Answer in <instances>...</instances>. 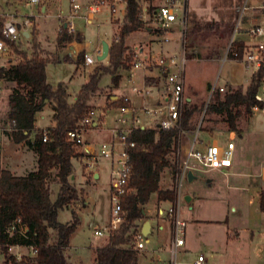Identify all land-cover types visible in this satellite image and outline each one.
<instances>
[{
  "label": "rangeland",
  "instance_id": "1",
  "mask_svg": "<svg viewBox=\"0 0 264 264\" xmlns=\"http://www.w3.org/2000/svg\"><path fill=\"white\" fill-rule=\"evenodd\" d=\"M7 0H0V10L6 9ZM162 0H154V4L161 3ZM264 0H189V6L186 8L187 26L184 37V45L186 49L185 61V76H184V94L190 97L191 101L198 105H206L211 99L212 91L223 85L225 91L228 85H243L245 86L250 81V76L255 69L254 65L246 64L230 57H224L223 53L228 51L229 35L232 36L233 29L236 23L240 26L244 22L245 15L254 11V5L260 4ZM16 7V8H15ZM124 3L117 4V10L113 13L119 18L124 16ZM16 13L18 17L30 15L34 20L32 29L29 31L31 36H20L15 42L21 48L31 52L33 40L37 41L39 46V28L35 27V22L45 25L47 30L45 34L54 37V22L58 17V12L67 14L69 10V0H51L47 15L43 18L38 17L37 4H27L25 0L20 3L12 4L8 7V11ZM264 11V10H263ZM112 11L110 5L106 2L100 5L99 10L94 14L91 21H86L83 16H75L73 22L75 29L72 34H78L80 31L83 34V41L85 42L86 50L92 53L96 62L108 64V53L103 59H97L101 52L102 41H109L110 46L113 39L117 37V31L113 34L110 25V16ZM6 13H0V17L5 18ZM192 18L201 21L212 20H227L233 21V26L230 32L225 30L222 24H214L213 27L208 29L200 28L196 31H190L192 22L188 21ZM260 22L264 26V13L260 16ZM145 27L149 28V32L155 34L159 31V35L151 40L152 49L155 53L160 54H176L181 48L182 38L180 36L179 25L171 27L167 30L160 28L153 21H149L144 28L131 32L125 39L127 45L126 50V64L127 67L122 69H131L133 62L141 60L145 66L146 62L151 60V56H143L144 52L149 50L146 47L147 42L143 39L137 38L148 33ZM62 26L58 22L57 34L62 31ZM78 30V31H77ZM238 32H234L232 39L237 36ZM165 35L166 39L163 36ZM154 36V35H153ZM29 37V38H28ZM161 38V39H160ZM50 44H45L48 47ZM49 48V47H48ZM7 49L10 51L11 59L18 60V55L10 50L7 44ZM141 49V50H140ZM42 51V49H40ZM109 50V47H108ZM145 50V51H144ZM43 52V51H42ZM85 51H80V56L84 55ZM52 58L55 53L52 52ZM106 58V59H105ZM158 58V56H156ZM7 62L8 59L0 56V62ZM92 64L80 65L76 69V65L72 60L61 59L58 61L49 60L46 64L45 71L47 80L51 83L53 88H56L59 81H64L67 84V89L71 96L80 88L82 83L88 78V71L92 68ZM94 67V66H93ZM143 66L135 68L132 74V79L127 83L130 89L133 86L140 85V72ZM164 74V73H163ZM102 87L96 91L90 99V107L96 108V119L102 112V109L111 105V100H115L114 84L111 81L109 74L103 75L100 80ZM210 83V87L209 86ZM9 83L5 80H0V151L3 144L2 127L9 126L5 107L8 95ZM259 90L264 93V79L261 82ZM123 91V90H122ZM124 93V92H122ZM141 94V93H138ZM126 95V93H125ZM129 97V94L127 95ZM121 104L125 101L124 96ZM131 99V96L129 97ZM136 104L141 103V98L132 97ZM131 99V100H132ZM98 104V105H97ZM104 104V105H103ZM52 110L49 104L43 106L41 110L36 113L35 124L40 129L52 123L51 118ZM119 111L116 104H112L108 110L103 112V118L99 120L98 127L85 125L86 132L83 134L86 142L93 144L97 147L102 141H108L109 129L111 127H118L127 124V121L118 119ZM249 115L243 114L238 118L239 131H235L234 139L238 141L239 147L242 149L243 154L248 153L252 148L253 153L261 154L264 156V109L255 111L250 117L249 121L246 119ZM194 129L199 126L200 129L205 131H215L220 134L222 131L228 130V124L223 120L222 115L218 113H208L205 109L198 110L193 119ZM84 130V131H85ZM198 135L203 137L204 140H211V136L203 134L199 130ZM79 150L81 145L78 146ZM102 159V160H101ZM93 167H88L86 158L83 156L73 158L74 174L72 177L73 183L77 188L82 189V198L89 196L90 203L82 207L79 211V223L70 234L69 242L72 246L71 252L81 256L85 264L91 263V249L92 244L101 243L107 233L94 234L93 230L97 226H105L107 228L111 217V200H110V164L106 158H101ZM30 163L29 157L26 159V164ZM99 171L100 175L95 178L93 172ZM196 177L189 181L184 177L181 184V195L179 197V215L186 220L185 231V244L176 253L175 264H192L198 252L205 255V264H212L210 257V247H212L214 254L225 244L224 236L226 226L228 224L236 223L238 226L243 227L246 220L250 218L252 222L259 220V211L256 209V202L248 204L247 196L248 191L241 188L233 187V177L228 174L211 171H194ZM208 178H211L208 180ZM52 189V198L55 197L59 184L55 180V174L49 180ZM244 183V182H242ZM173 188V185H172ZM83 194H85L83 196ZM88 194V195H87ZM185 194L192 195L191 200H186ZM82 200L74 201L78 204ZM73 202V203H74ZM168 203L162 204L161 207L166 209ZM165 218L166 215L162 214ZM72 217L71 205L59 208L57 218L60 221H67ZM168 219V218H167ZM216 220V221H215ZM165 223L167 222L164 219ZM104 228V230H106ZM108 230V229H107ZM103 235V236H102ZM171 233L168 232L167 224L165 228L160 231L159 235L155 232L149 233L147 236L143 235L142 239L144 247L140 248L138 253L137 264H170L171 254L167 250L166 242ZM148 238V240H146ZM249 232L245 229L241 232L240 241L228 244L237 248L240 247L246 253V256L238 255L235 257L247 259L248 262L225 261V264H264V238L257 237L251 242L248 240ZM163 245L161 250L158 246ZM221 246V247H220ZM155 248V250H153ZM10 252L20 251L22 254L30 252L26 246L13 247ZM0 256L4 257L0 249ZM217 255V254H216ZM234 257V256H233ZM215 261V259H213ZM76 263V262H75ZM74 263V264H75ZM215 264V262H213Z\"/></svg>",
  "mask_w": 264,
  "mask_h": 264
},
{
  "label": "trees",
  "instance_id": "2",
  "mask_svg": "<svg viewBox=\"0 0 264 264\" xmlns=\"http://www.w3.org/2000/svg\"><path fill=\"white\" fill-rule=\"evenodd\" d=\"M149 11H153L154 5ZM142 0H125V13L118 27L117 37L111 42L108 50V64L97 63L86 82L76 92L75 99L69 100V94L63 82L53 88L47 80L45 67L49 60H71L69 55L62 58L49 57L39 49L37 41L33 40L31 52L20 47L14 40L4 37L1 26L4 18L0 17V36L10 46V50L18 55V60L8 66H0V78L12 81V90L8 95L7 118L11 124V135L14 141L25 142L37 154V167L25 174H14L9 169L0 168V249L4 254L1 264H73L66 253L69 237L79 223V215L72 209V217L67 221L57 218L59 208L69 206L72 202L82 200V189L77 188L72 181L74 173L73 158L86 155L79 150L67 131L76 126L78 120L90 109V99L100 89L103 75L109 74L114 85L118 84L121 67L126 64V37L133 31L144 27L140 17ZM217 24L215 21L195 22L190 31L200 28L208 29ZM233 22L225 25V30L231 31ZM73 39L80 40L79 34L67 33L63 27L57 36V43L62 44ZM243 43H233V49L242 52ZM232 50L228 55H232ZM82 61L78 54L76 62ZM264 78V62L255 69L250 81L243 85H228L225 91L215 88L211 99L206 105H198L186 99L179 120L181 128H194L192 121L198 110L205 109L208 113H218L228 124V130L239 131L238 118L243 114L251 115L252 106L258 104L264 107V102L255 98ZM210 87V83L209 86ZM46 103L52 105L53 125L47 126L49 135L42 139L39 129L29 139L34 129L35 114ZM123 103L127 104V101ZM26 131V132H25ZM177 126L164 127L160 124L154 127H132L127 135L128 141L135 145L128 148L130 171L121 195V209L124 220L118 227L109 230L105 244L95 249L93 264H137L138 248L134 246L133 233L139 227V222L145 215L144 203L153 192L158 198L174 200V189L159 188L160 171L165 166L176 167L168 154L177 140ZM55 174L59 184L58 191L52 198L50 178ZM259 209L264 211V188L260 189ZM16 216H20L27 226L26 235L8 234L4 226ZM32 246L35 251L16 257L9 251L10 244Z\"/></svg>",
  "mask_w": 264,
  "mask_h": 264
},
{
  "label": "built area",
  "instance_id": "3",
  "mask_svg": "<svg viewBox=\"0 0 264 264\" xmlns=\"http://www.w3.org/2000/svg\"><path fill=\"white\" fill-rule=\"evenodd\" d=\"M42 0H25L27 4H40ZM186 1L187 0H162L159 4H154L153 11H149L151 3L149 0H142L140 17L145 25L149 21H153L158 27L165 30L174 27V24L179 25L180 36L182 38L181 48L178 53L166 55L160 54L157 58V64L161 66L164 71L166 80V99L164 104L158 108V110L164 111V117L159 121V124L164 127L177 126L179 129V135L188 131L181 128L179 120L181 116V110L186 100L184 94V76H185V61H186V49L184 45V37L187 26L186 15ZM110 5L112 12L117 10L118 3H125V0H69V10L67 14L58 12L59 24L64 27L68 32H72L75 29L73 18L75 16H83L86 21H91L94 14L99 10L100 5L104 3ZM259 6L264 7V3ZM34 20L30 15H24L21 18L16 13L6 12V16L1 26V33L4 37L16 41L20 36L24 35V32H28L32 29ZM238 23V22H237ZM236 23L234 32H240L241 30L248 36V41L243 44L242 52L239 53L237 49H233L232 39L229 42L228 51L232 50L234 58L240 59L249 65H254L257 69L262 62H264V26L261 24H251L248 26L238 25ZM118 38V37H116ZM7 43L3 37L0 36V54L7 51ZM84 62L91 64L95 61L92 53L85 52L83 55ZM145 66L141 60L133 62V66ZM254 69V70H255ZM220 90H223L222 85L218 86ZM127 100L126 97H124ZM255 98L258 101L264 102V93L258 90L255 93ZM144 111L153 113L156 109L144 106ZM264 109L258 104L252 106V109ZM119 116L118 119L126 121L131 119L133 124L127 128H113L111 133L115 134L121 144L120 148L115 147L113 141H102L97 147L86 142L83 138V132L85 125H91L94 115V110L90 108L83 116L78 120L75 127L69 129L67 134L70 139L74 140L77 144L81 145V149L86 152V164L88 167H93L101 158H108L110 160V200H111V217L106 230L101 228H95V234H109V230L116 228L124 220L121 209V195L125 190V183L127 181L130 162L128 148L135 145L134 141H128L127 135L132 127H136L138 116L135 115L134 108L121 104L118 106ZM127 112L131 115L128 118ZM42 139L46 140L49 135V130L44 127L41 130ZM178 135V136H179ZM191 141L185 150L184 158L179 162L178 166L173 172V188L175 191L174 200L168 201L166 209L163 207L157 208V214H165L170 222V242L169 251L171 254V264H175L176 253L178 248L184 244L185 241V219L179 215V197L181 195V184L187 172L191 170L207 171L213 168L223 169L231 165L232 157L234 154V141L232 139L227 140L225 143L214 142H199L196 132H191ZM91 145V146H90ZM108 229V230H107ZM4 231L8 234H17L18 236H27V226L22 222L20 216H16L4 226ZM142 232L138 228L133 233L134 246L141 248L144 244L142 239ZM24 246L22 244H10L8 249L13 247ZM31 252L35 249L30 246ZM16 257H21L23 254L20 251L13 252ZM203 255L199 254L193 264H201Z\"/></svg>",
  "mask_w": 264,
  "mask_h": 264
},
{
  "label": "crops",
  "instance_id": "4",
  "mask_svg": "<svg viewBox=\"0 0 264 264\" xmlns=\"http://www.w3.org/2000/svg\"><path fill=\"white\" fill-rule=\"evenodd\" d=\"M21 1L22 0H7L6 2H7V6L10 7L12 4H14L16 6V4L20 3ZM50 1L51 0H42L40 4H37L38 17L40 16V18H43L44 15H47ZM188 3H189V0L186 1V8H188V6H189ZM263 3L264 2H262L260 4H263ZM260 4L254 5L252 8H254L255 10L250 12L249 14L245 15V17L243 19L244 23L242 24V26H248L251 24H261L260 16L262 13H264V11H263L264 7L259 6ZM124 6H125V3H124ZM8 7L6 9L4 8V9L0 10V13L10 12V10L8 11ZM123 12L125 13V7H124ZM113 13L114 12H112V14L110 16V25H111V28H112V31L114 34L115 31L118 30L119 25L122 23L123 18H119L118 16L114 15ZM188 21L192 22V25L197 21L203 22V21L196 19V18H192L191 20L188 19ZM212 21H215V22H217V24H222L224 26L228 22H233L230 20L229 21H227V20H212ZM58 22H59V19L57 17L56 21L54 22V32H55L54 37L49 36L48 34H45L46 33L45 31L47 30V28H45V25L41 24L39 22V20L37 21V23L35 22V27L39 28V49H42L43 54L46 56H49V57H52V55H51L52 52L55 53V57H59V58H62L66 54L69 55L71 57V60L75 63L76 69L80 65L84 66L85 64H88V63L84 62V58H82L81 62H79V63L76 62V58H77L80 51L88 52L86 50V47H85V42L83 41V34L77 30L79 32L78 34L80 36V40L73 39L71 41H67L65 43L58 44L57 43V36L59 34V33L57 34ZM204 22H206V21H204ZM175 26H176V24H174V27ZM141 28H144V27H140L137 30H140ZM145 29L147 31L149 30V28H147V27H145ZM159 34H160L159 31L156 32L155 34L148 31L147 34H145L141 37H137V38L143 39L147 42L146 47L149 50V53L144 52L143 56H149V55L151 56V60L150 61L148 60L146 62L147 66H143V69L141 70V72L139 74L140 80H141L140 85H138V87L133 86L132 89H130L129 87L126 86L127 83L129 81H131L132 74H133V71L135 70V68H138L141 65L137 66V67L132 66L131 69H128V70L122 69L120 71L121 75H120V78L118 80V84L114 85V91H115L114 93H116V94L111 95V97H116L115 100H111L112 101L111 105L116 104L117 106H119V103H121L123 101V99L120 98V96H122V97L124 96L127 98V100H125V101H127L126 105L134 108L135 115L138 116V118H139V121H137L136 123L138 126H141V127H154L155 125L159 124V121L165 115L163 110H161V111L158 110V108L164 104L165 99H166V95H167L166 80H165V76L163 74L164 71L161 68V66H159L157 64V58H156V56H159L162 53L157 55V53H155L153 51L152 45H151V40L155 39L156 38L155 36H158ZM230 34H231V31H230ZM233 35L234 34L232 32V36ZM24 36H26V38H27V36L30 37L31 36L30 31L24 32ZM232 36L229 35V39H228L229 42L232 40ZM163 37L164 38H162V39L165 40L166 39L165 35ZM109 41H106V42L108 43ZM237 41H240L244 44V42L246 43L248 41V36L241 30L240 32H238L237 36L234 38V42H237ZM45 44H47V45L50 44L48 46L49 48L46 47ZM97 51L99 54V47H97ZM223 54H224L223 59L225 57H230V58L241 61L240 59L229 56L227 50H226V53H223ZM0 56L8 59V61L5 63H3L1 61L0 66L1 65L8 66L11 63L17 62V61H13L10 58L11 55H10L9 49L7 51H5V53L0 54ZM97 63H99V62H96V63H95V61L93 62L94 65H92V68L88 71V78H89V74L91 73V71L94 68L93 66H95ZM88 78H87V80H88ZM250 78H251V76H250ZM263 79H262V81H263ZM0 80H4V79L0 78ZM5 81H7V80H5ZM86 81H84V82H86ZM7 82L9 83V85H8V90H9L8 95H9V93L12 90L13 82L12 81H7ZM61 82H63L65 87H66V90L69 94V100L73 101L75 99L76 92L79 89L71 96L70 92L67 89V84L64 81H61ZM99 85L101 88L102 87L101 82L99 83ZM122 92H124V93H122ZM125 93H126V95H125ZM138 93H141V94H138ZM128 94H129V97L131 96V99H132V97L141 98V103L136 104L133 99L131 100L129 97H127ZM8 95H7V102H6V107H5L6 115H7V109H8ZM186 99L189 100L190 97L186 96ZM46 104L50 105L52 113H53L52 105L50 103H46ZM110 106L102 109V112L98 116L99 120H101L103 118V112L105 110H108ZM144 106H147L149 108H154L156 110L153 113H149V112L144 111V108H143ZM90 108H92L94 110V115H93L91 127L92 126L98 127L100 122H99V120H97L95 118L96 117L95 116L96 115V108H93V107H90ZM259 109H261V108H259ZM259 109H256V110L253 109L252 114ZM252 114L248 116L246 121L247 120L249 121ZM130 115H131V113L127 112L128 118L130 117ZM51 118H52V114H51ZM35 119H36V114H35ZM126 121H127V124L125 125V127L118 126V127H111L109 129L110 139L108 141L109 142L113 141L115 147L120 148L121 144L119 142L118 137L115 134L111 133V129H113V128H115V129L116 128L117 129L123 128L124 129V128L131 126L134 122V121H131V119H128ZM53 124H54V122L52 120V123L50 125H53ZM50 125H47V126H50ZM47 126H44V127H47ZM40 128L41 127H39L35 124V120H34V129L30 132L28 138L32 140L34 133L37 130H39ZM186 130H188V131H186V132H184L178 136L177 140L173 143V148H172L171 152L168 154L170 160L173 161L174 163H176V167L178 166L179 162L184 158V154H185L184 152H185L186 148L188 147V145L191 141V136H192L191 132L192 133L196 132L197 139L199 140L197 142V144H202L199 142H214V141H219V142L225 143L227 140H230V139H232L234 141V154L232 157L231 165L229 167H226L223 169L213 168V169H210L207 171L215 170L217 172H222V173L228 174L229 176L233 177V180H234L233 187L245 189L246 191H248L249 194L247 196V202H248V204H251V205L256 202V205H257L256 209L260 213L259 214V220L256 222H252V220L250 218H248L246 220V224L243 227L238 226L234 222H233V224H228L226 226V231H225V236H224L225 244L223 245V247L220 246L221 248L219 250H217V252L215 254L213 252L214 249H212V247H210L211 248L210 249V257L212 258V264H214L213 262H215V264H225L226 259H227V261H230V262L234 261L235 263H238L241 261H243L244 263L248 262V260L244 259L243 257L242 258L235 257V256H237V254L242 255V256H246V253L244 252V250H242V248H240V247L235 248V247H233V245L236 243V241L238 242L241 240L240 237H241V232L243 229H245V231L249 232L248 240L250 242L254 238H257V237H263L264 238V211H261L259 209V202H258L259 191H260V189L264 188V156L262 157L261 154L253 153L252 148H250V151L248 153H245V155H244L243 154L244 151L242 152V149L239 147L238 141H236L234 139L235 138L234 137L235 131H233V130L222 131L221 134L219 132H215V131H205L203 129H200L199 126H197L196 129L189 128ZM199 130H202L203 134H207V135L211 136V140H204L203 137H200L198 135ZM85 132H86V130L83 132V134ZM2 133H3V139L4 140H3L2 148L0 151V168L9 169L14 174H25L28 171L35 169L37 167V154H36V152L32 149V147H30L25 142V140H22L19 142H16L13 140L12 135H11L10 121H9L8 127H2ZM85 140H87V139L85 138ZM87 141L90 142L89 140H87ZM91 145L93 146V144H91ZM27 157H29L30 163L28 165H25ZM83 157L85 158V155ZM106 159H107V162L110 164V160L108 158H106ZM175 168L172 166L163 167V169L160 171V175H159V182H158L159 188H161V189H171L172 188L173 172H174ZM95 173H97V176H94V177L98 178L100 175L99 171L93 172V175H95ZM73 174H72L71 178L75 177V175H73ZM185 177L188 178L187 175ZM195 177H196L195 173L192 172L191 179H188V180L191 181ZM210 179L211 178H208V180H210ZM242 182H244V183H242ZM84 195L85 194H83V196ZM88 197L89 196L85 197L84 201L81 204H78L76 202H74V203L72 202L70 204L71 208L73 210H75L78 215H79L80 209L82 207H84L85 205H88L90 203V200ZM185 198H186V200H191L193 198V196L189 195V194H185ZM169 200L170 199H168V198H166V199L160 198L159 199L158 194L155 191L151 194L150 199L146 203H144L145 215L141 219V221L139 222L138 227L141 230L143 222L145 220L149 221V230L145 236H147L149 233H152V232H155V234L159 235L160 231H162L165 228L166 224H167L168 232L170 233L169 219L162 216V214H157V212H156L158 207H161L162 204H164V203H168ZM164 219H166V221H167L166 223H165ZM95 228H101L104 230L105 226H103V227H101V226L97 227L96 226ZM185 231H186V226H185ZM93 232H94V230H93ZM104 235H105V237L101 241V243L92 244L90 246L92 256H91V263H89V264L94 263L95 254H96V252H95L96 247L102 246L103 244L106 243V241L108 239V235H106V234H104ZM146 240H148V238H146ZM169 242H170V238L168 237V241L166 242V246L168 248L167 249L168 251H169ZM184 244H185V241H184ZM184 244L181 247H183ZM228 244H233V245L228 246ZM143 247H144V244L141 248H143ZM181 247H179L178 250ZM162 248H163V245L158 246L159 250H161ZM71 249H72V246L69 242V245L66 248V253L69 256V259L72 261V263L74 264L76 262L75 264H85L83 262L81 256L76 254V253H72ZM139 250H140V248H138V253H139ZM153 250H155V248ZM199 254L203 255V259L201 261V264H205V261H206L205 255L202 252H198L197 256ZM197 256L194 258V261L197 258ZM3 259H4V257L0 256V264L2 263ZM213 259H215V261ZM193 262H192V264H193Z\"/></svg>",
  "mask_w": 264,
  "mask_h": 264
},
{
  "label": "water",
  "instance_id": "5",
  "mask_svg": "<svg viewBox=\"0 0 264 264\" xmlns=\"http://www.w3.org/2000/svg\"><path fill=\"white\" fill-rule=\"evenodd\" d=\"M108 47H109L108 43L105 40H103L102 46H101V52L97 55V59L101 60L104 57H106V55L108 53ZM191 175H192V172H191V170H189L187 172L188 179H191ZM94 176H97V173H95ZM148 230H149V221L145 220L142 224L141 232H142V234L146 235Z\"/></svg>",
  "mask_w": 264,
  "mask_h": 264
}]
</instances>
